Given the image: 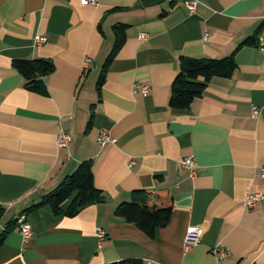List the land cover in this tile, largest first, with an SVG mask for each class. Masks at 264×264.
<instances>
[{"label": "crops", "instance_id": "1", "mask_svg": "<svg viewBox=\"0 0 264 264\" xmlns=\"http://www.w3.org/2000/svg\"><path fill=\"white\" fill-rule=\"evenodd\" d=\"M196 2L189 13L183 0H0V232L83 161L104 197L74 217L24 213L31 235L23 242L13 226L0 264H264V197L243 204L264 195V0ZM117 24L124 41L103 72ZM256 31L255 45L237 49ZM233 52L230 77L212 78L187 109L168 107L180 57ZM34 59L54 68L44 95L11 67ZM100 132L108 141L98 146ZM186 158L193 176L180 165ZM134 190L158 198L149 205L171 204L151 237L114 215ZM190 227L202 234L185 250Z\"/></svg>", "mask_w": 264, "mask_h": 264}, {"label": "trees", "instance_id": "2", "mask_svg": "<svg viewBox=\"0 0 264 264\" xmlns=\"http://www.w3.org/2000/svg\"><path fill=\"white\" fill-rule=\"evenodd\" d=\"M125 28L122 24L112 27L114 43L112 51L104 63L103 72L115 52L123 44ZM257 34L258 32L256 31L254 36L242 42L237 49L242 46L255 45ZM234 52L218 60L180 57L177 73L170 85L168 107L177 110L187 109L195 98L201 96L205 85L212 78L230 77L236 67L233 57ZM11 67L22 77L26 90L41 95L45 94L42 79L53 72L54 68L50 61L42 59L14 60ZM102 75L99 76L97 85L101 84ZM90 123L89 119L87 130ZM152 199L158 200L157 197L147 191L134 190L131 192L127 202L116 206L114 215L123 222L134 225L146 236L151 237L155 229L162 228L168 223L171 214V204L169 202H157L149 205L148 203ZM103 202L104 197L101 191L93 185L91 161L86 160L77 165L76 169L65 176L52 191L42 196L37 204L25 209L21 214L48 207L55 216L74 217L83 208ZM65 203H67V206L63 209L62 206ZM2 215L3 210L0 208V219ZM13 226H15V220L8 222L5 226L6 229L0 232V247L4 237ZM108 264L140 263L136 260H121Z\"/></svg>", "mask_w": 264, "mask_h": 264}, {"label": "built area", "instance_id": "3", "mask_svg": "<svg viewBox=\"0 0 264 264\" xmlns=\"http://www.w3.org/2000/svg\"><path fill=\"white\" fill-rule=\"evenodd\" d=\"M96 3V0H80V4L82 6H86V5H94ZM197 2L196 0H183V5L185 6V8L188 10L189 13H192L195 9ZM206 34L204 35V40L206 38ZM145 35H140L138 37L139 41H142L145 39ZM42 42H44V38L42 36H36L34 39L33 44L35 46L40 45ZM261 53L264 57V47L261 48ZM142 92L145 93L146 88L142 87L141 88ZM252 109V113L254 115L257 114V110L255 108H251ZM107 140V136L104 132H100V134L97 137L96 143L98 146L103 145L104 143H106ZM69 144V138L65 135L60 134L57 139H56V145L58 148L60 149H65ZM180 165L182 168L186 169L189 171L190 176H193V162L189 159H183L180 162ZM260 177L262 178L263 182H264V168L261 169L260 171ZM264 195H259V194H247L244 198L243 204L245 207L247 208H252L255 203L260 200L261 198H263ZM15 225L18 229V233L21 237V239L23 240V242L27 241L31 235V230H30V226L28 225V223L25 220V216L23 214L19 215L17 218H15ZM202 234V230L200 228H193L190 227L186 230L185 235L182 239V248L183 249H189L193 246H195L199 239L200 236ZM96 237L98 239V241L100 242L103 238H104V232H102L101 230H96ZM219 257H224L225 253L223 251L217 252L216 253Z\"/></svg>", "mask_w": 264, "mask_h": 264}]
</instances>
